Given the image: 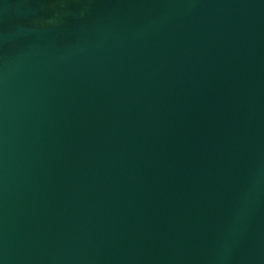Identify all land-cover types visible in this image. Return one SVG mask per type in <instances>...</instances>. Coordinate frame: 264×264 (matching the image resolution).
Wrapping results in <instances>:
<instances>
[{"label": "water", "instance_id": "1", "mask_svg": "<svg viewBox=\"0 0 264 264\" xmlns=\"http://www.w3.org/2000/svg\"><path fill=\"white\" fill-rule=\"evenodd\" d=\"M0 264H264V0H0Z\"/></svg>", "mask_w": 264, "mask_h": 264}]
</instances>
